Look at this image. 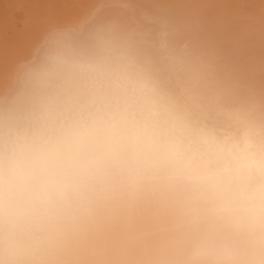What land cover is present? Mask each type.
<instances>
[{
    "label": "bare ground",
    "instance_id": "obj_1",
    "mask_svg": "<svg viewBox=\"0 0 264 264\" xmlns=\"http://www.w3.org/2000/svg\"><path fill=\"white\" fill-rule=\"evenodd\" d=\"M89 3L31 32L24 5V39L0 48L8 247L33 264H264V0Z\"/></svg>",
    "mask_w": 264,
    "mask_h": 264
},
{
    "label": "rangeland",
    "instance_id": "obj_2",
    "mask_svg": "<svg viewBox=\"0 0 264 264\" xmlns=\"http://www.w3.org/2000/svg\"><path fill=\"white\" fill-rule=\"evenodd\" d=\"M1 1H2V5H1ZM7 1H8V2H7ZM15 1H16V2H15ZM15 1L12 0V2H11V0H5V1L0 0V10L2 11V12L0 11V19H2V21H3L4 19L1 17V16H3V17H4V18L10 23V25H9V23H8V27H9V26L11 27L12 25H14L12 28H8V29H7V26L4 25V23H5V22L7 23V21L4 20L5 22H2V23L0 22V23L2 24V25L0 24V26H1L2 28H4V30H2V29H0V30H2V32L6 31V33L9 35L8 38H6V37H7V34H6V33H2V32H0V38H3V36L1 37V35L6 34V35H4V36H6V37H5L2 41H1V39H0V43H1V44H0V48H1V49H2V46H4L3 43H5V42L7 43L9 37L11 38V40H9V42L15 40V37L17 36V34H16V35L13 34V35H14V37H13V36H12V32H13V33L18 32V35H19V36L16 37V40H15V41H16L17 44H20L19 39H20V41H21V39H24V36H25V35H24V32L21 33V32H19V31L17 30V28H19V27H21V31H23L22 29L26 27V28L28 29V31L31 32V31L35 30V28H37V27L40 28L41 26H47V24H49L51 21H53V19L56 21L57 19L59 20L60 18H61V19H62V18H65L64 16H65L66 14H68V13H69L68 15H69V17H70L69 19L77 18V17L82 13L83 10H85V9L87 10V9L91 8V7H90V6H91V3H89L90 0H82L83 5H82V3H81V0H78V1L75 0L76 3L73 2V0H66V1L63 0V2H62L61 0H45V3H46V4L44 3V0H34V1H33V0H31V1H29V0H25V2H28V3H29V6L27 5L28 3H24V4H23V1H24V0H21V2H19V0H15ZM17 1H18V2H17ZM36 1H37V2L39 1V3H37L38 5L40 4L39 6L36 5V3H33V2H36ZM46 1H49V4H48ZM55 1H56V2H55ZM57 1H58V2H57ZM59 1H60V3H59ZM83 1H84V2H83ZM3 2H6V3L4 4ZM14 2H15V3H14ZM41 2H43V4H42ZM53 2H54V3H53ZM66 2H67V3H66ZM68 2H69V3H68ZM70 2H71V3H70ZM13 3H14V4H13ZM21 3H22V4H21ZM50 3H51V5H53L52 7H51ZM57 3H59V4H57ZM65 3H66L67 5H64ZM79 3H81V4H79ZM85 3H87V4L85 5ZM3 4H4V6H3ZM6 4H8V5H7L8 7L6 6ZM10 4H11L12 6H11V8H10L9 10H11V9L14 8L13 10L15 11V12H12L13 14H11V12H8L9 10H7V12H6V9H5L6 7H7V9H8V8L10 7ZM16 4H18V5H16ZM31 4H32V6H31ZM47 4L49 5L48 7H46ZM54 4H55V6H54ZM73 4H74L75 8L73 7ZM75 4H76V5H75ZM13 5H14V6L16 5V10H15V7H14ZM19 5H20V6H19ZM24 5H25L26 7L23 8V9H26V8L28 7L27 10H30V12L32 11V13L28 15L30 18H29L28 16H25V15H27L28 13H30L29 11L27 12V10H24V12L26 11V14L21 15V13H22V14L24 13V12H23V9H22V7H24ZM33 5H34V6H33ZM43 5H44V6H43ZM59 5H61L59 8H60V10L62 9V11H59V12H58L59 8H57V7H58ZM62 5H63L64 8L62 7ZM68 5H69V6H68ZM81 5H82V6H81ZM84 5H85V6H84ZM89 5H90V6H89ZM1 6H2V7H1ZM5 6H6V7H5ZM18 6L20 7V9L17 11V9L19 8ZM35 6H36V7H35ZM42 6H43V9L41 8ZM67 6H68V8H67ZM77 6H78V7H77ZM88 6H89V7H88ZM12 7H13V8H12ZM32 7H34V8H32ZM50 7L52 8V10H50V9H51ZM53 7H54V8H53ZM82 7H83V8H82ZM1 8H3V9H1ZM30 8H31V9H30ZM37 8H38V9H37ZM40 8H41V9H40ZM44 8H45V9H44ZM46 8H47V9L49 8V9H48L49 12H48V10H46ZM55 8H57V9H55ZM65 8L68 9V10L70 9V11H72V12H71L72 14L70 13V11H65V12H64V9H65ZM76 8L78 9V11H76V13H74L75 10H77ZM34 9H35L36 11H35ZM53 9H55L54 12H53ZM66 9H65V10H66ZM72 9H73V10H72ZM13 10H11V11H13ZM40 10H41L40 15H43L44 13H46L43 17L39 15V11H40ZM44 10H45L46 12H45ZM56 10H57V11H56ZM3 11H5V12H3ZM16 11H17L18 13H17ZM33 11L35 12L34 14H38V15H39L38 17H40V18H37V20H35V18H36L37 15L34 16ZM42 11L44 12L43 14H42ZM55 11H56L57 14H58V15L56 14L57 17H58L57 19H56V16H55V13H56ZM36 12H37V13H36ZM47 12H48V13H47ZM50 12H51V13H50ZM62 12H63V13H62ZM67 12H68V13H67ZM7 13H8V15H9V14H11V15L8 16ZM16 13H17V14H16ZM59 13H60L62 16H61ZM64 13H66V14H64ZM78 13H80V14H78ZM1 14H4V15L6 14L7 16L1 15ZM19 14H20L21 16H20ZM32 14H33V16H34L33 18L31 17ZM49 14H51V15H50L51 18L48 16ZM73 14H74V15H73ZM52 15H54L55 18H53ZM68 15H66L67 19H68ZM12 16H13V18H12ZM22 16H24V17H22ZM46 16H47V17H46ZM8 17H9L10 19H8ZM14 17H16V18H14ZM21 17H22V18H21ZM25 17H26V19L29 18V19L27 20V22H25V21H26V20L24 19ZM45 17H46V19H45ZM72 17H73V18H72ZM18 18H19V20L17 21ZM31 18H32V21H31V22H34V20H35V22H36V23L38 22L39 24L37 23V25H36L35 22H34L35 24H34V23H33V24L30 23ZM42 18H43L44 20H41ZM48 18H49V19H48ZM12 19H15V20L11 21ZM20 19H21V20L24 19L25 21H24V20L21 21ZM33 19H34V20H33ZM9 20H10L13 24H12ZM38 20H40V21H38ZM45 20H46V21H45ZM47 20H48V23H47ZM15 21H17L18 23H16ZM23 21H24V26H25V24L28 25V26H30V25H31V26H30V27H28V26H25V27H24V26H22V25L19 26L20 22H21V24H22ZM43 21H44V24L42 25V23H40V22H43ZM14 23L17 24V25H15ZM29 23H30V24H29ZM6 25H7V24H6ZM32 25H35V27L32 26ZM15 26H18V27H15ZM39 26H40V27H39ZM5 27H6V28H5ZM22 27H23V28H22ZM14 28L16 29V31H15ZM29 28H30V30H29ZM31 28H33V30H31ZM38 28H37V29H38ZM11 29H12L13 31H12ZM10 30H11V31H10ZM25 30H26V29H25ZM7 31H8V32H7ZM26 31H27V30H26ZM28 31H27V32H28ZM9 32H10V34H9ZM21 34L24 35V36H22ZM10 35H11V36H10ZM18 37H19V39H18ZM12 38H13V39H12ZM4 40H6V41L3 42ZM15 41L11 42V44H10V43H7V45L9 44V45L12 46V43L14 44ZM18 42H19V43H18ZM2 44H3V45H2ZM7 45H5V46H7ZM5 46H4V47H5ZM11 46H7V47H10V48H11ZM7 47H5V48H7ZM1 49H0V50H1ZM2 50H3V49H2ZM2 50H1V51H2Z\"/></svg>",
    "mask_w": 264,
    "mask_h": 264
},
{
    "label": "clouds",
    "instance_id": "obj_3",
    "mask_svg": "<svg viewBox=\"0 0 264 264\" xmlns=\"http://www.w3.org/2000/svg\"><path fill=\"white\" fill-rule=\"evenodd\" d=\"M37 192L43 194L46 192V189L43 187H39L36 190ZM6 212V206H5V190L3 186V182L0 181V264H7L3 260L5 256L15 255L20 257L16 261L13 262V264H33V261L27 258V256L23 253H14L5 242V237L9 233V227L4 222L3 217Z\"/></svg>",
    "mask_w": 264,
    "mask_h": 264
}]
</instances>
